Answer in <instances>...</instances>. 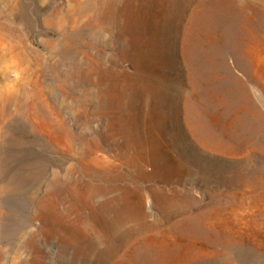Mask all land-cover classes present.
<instances>
[{"label":"rangeland","instance_id":"obj_1","mask_svg":"<svg viewBox=\"0 0 264 264\" xmlns=\"http://www.w3.org/2000/svg\"><path fill=\"white\" fill-rule=\"evenodd\" d=\"M142 254L264 264V0H0V264Z\"/></svg>","mask_w":264,"mask_h":264},{"label":"bare ground","instance_id":"obj_2","mask_svg":"<svg viewBox=\"0 0 264 264\" xmlns=\"http://www.w3.org/2000/svg\"><path fill=\"white\" fill-rule=\"evenodd\" d=\"M194 234L191 235V233H188V237L194 238V237H199L202 236L203 234L200 233V230H194ZM202 232V231H201ZM182 234V233H181ZM186 234V232H185ZM96 237V236H95ZM102 240V239H101ZM105 241V240H104ZM105 245V244H104ZM99 247V246H98ZM143 247V246H142ZM120 249V248H119ZM113 250V249H112ZM150 251V250H149ZM110 248L108 246L103 247L99 253H98V258L101 260L103 258H105L106 256H108V254H110ZM116 253V252H115ZM114 253V254H115ZM159 253V252H156ZM118 254V253H117ZM116 255V254H115ZM97 256V255H96ZM128 256V255H127ZM136 256V255H133ZM131 257V256H129ZM132 258V257H131ZM134 258V257H133ZM139 261L141 264H161L162 260H160L159 256H151L149 254H142L141 257H139ZM108 260V259H107ZM130 261V260H129ZM166 262V261H164ZM162 262V264L164 263ZM105 263V262H104ZM106 264V263H105ZM112 264V263H111ZM116 264V263H115ZM133 264V263H132ZM169 264H174L173 262L169 263Z\"/></svg>","mask_w":264,"mask_h":264},{"label":"clouds","instance_id":"obj_3","mask_svg":"<svg viewBox=\"0 0 264 264\" xmlns=\"http://www.w3.org/2000/svg\"><path fill=\"white\" fill-rule=\"evenodd\" d=\"M14 75H16V78L18 79L19 77H18V74H14ZM9 87H11V85H9Z\"/></svg>","mask_w":264,"mask_h":264}]
</instances>
